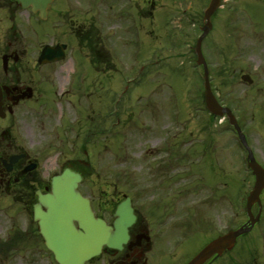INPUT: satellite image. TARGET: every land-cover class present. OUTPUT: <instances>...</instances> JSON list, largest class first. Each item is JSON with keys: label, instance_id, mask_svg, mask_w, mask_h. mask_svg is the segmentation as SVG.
Masks as SVG:
<instances>
[{"label": "rangeland", "instance_id": "rangeland-1", "mask_svg": "<svg viewBox=\"0 0 264 264\" xmlns=\"http://www.w3.org/2000/svg\"><path fill=\"white\" fill-rule=\"evenodd\" d=\"M62 1L57 0L52 12ZM210 1L155 0L150 4L151 66L146 78H141L138 61L117 63L108 79L86 63L84 49L85 58L76 54L72 59L70 54L54 66H37L43 45L70 37L61 18L55 29L58 15L38 22L30 11L17 13L10 0H2L0 39L9 40L6 11L14 21L18 15L22 27L16 47L25 53L21 72L45 92L38 102L16 107L13 118L0 119V140L38 154L43 169L51 173L75 164L73 159L81 155L92 167L84 170V193L116 189L138 206H152L153 215L169 225L177 219L175 212L183 220L195 212L192 224L201 218L212 222L214 234L240 226L248 219L246 199L255 179L232 127L206 109L203 72L196 64L195 46ZM78 2L74 0V7ZM167 19H173L169 26ZM213 22L203 42L213 91L240 117L264 166V0H224ZM71 43L78 53L81 47ZM244 74L252 77V85L242 81ZM262 198L259 223L224 259L228 264H264V192ZM19 202L0 191V244L21 225ZM36 235L35 251L28 238L9 252L3 245L0 264H51ZM197 237L195 233L190 249Z\"/></svg>", "mask_w": 264, "mask_h": 264}, {"label": "flooded vegetation", "instance_id": "flooded-vegetation-1", "mask_svg": "<svg viewBox=\"0 0 264 264\" xmlns=\"http://www.w3.org/2000/svg\"><path fill=\"white\" fill-rule=\"evenodd\" d=\"M10 1L18 11L20 9L18 1ZM77 1H79L77 4L79 7H74V0H63L56 12H52L55 6V4H52L48 15V20L51 15H58L57 22L54 23L53 27L56 29L59 26L61 18L63 32L70 36L67 40L61 42L67 45L66 58L70 54H73L74 57L76 54H80L85 58L82 50L84 49L90 61L85 59L86 63L97 72L105 74L104 77L108 79L112 78L110 71L115 68L117 63H137L140 61L143 67L142 77L145 79L149 64L150 14H152L150 4H154L155 0ZM54 2L56 3L57 0ZM2 3V0H0V6L4 9ZM35 17L37 21L40 20L38 13L35 14ZM10 20L12 21L10 26L12 40L6 43L1 53L2 56L7 55L10 57L8 58V69L0 77V84L9 85L16 89L9 96L4 94L3 105L5 110L12 105L14 97L28 95V88H32V97L23 99L20 103L37 101L44 92L41 86L34 84L32 77H25L21 72V63L25 53H21L16 47V42L20 40V24L16 21L17 17L14 21V16H11ZM170 23L171 21L167 19L166 24L169 26ZM71 40L81 47L78 53L73 52ZM167 41L170 44L171 38H168ZM58 43L59 41L50 44L56 45ZM17 54H19V60L15 59ZM53 65L55 63L47 66ZM15 155L21 157L15 162H11V157ZM74 162L75 164H70L67 167L83 175L84 178L81 184L83 186L85 174L82 168L85 166L88 169L89 166L81 156L76 157ZM61 172H46L39 162L38 154L27 151L23 146L13 144L5 139L0 140V191L8 196H17L21 205L19 210V213L22 214L21 225H17L15 228L16 233L13 238L17 242L25 240V238L34 241L31 243V246L34 244L30 248L31 251L37 249L35 247L37 245H35L37 242L36 229L39 227L35 221V206L39 203V192L42 194L50 193L52 191L53 176ZM113 191L112 193L104 191L103 194H99V190H97V193L94 190L88 192L87 196L91 200L95 215L105 219L109 225L114 227L117 207L125 201L126 195L117 193L116 189ZM81 192L83 193L82 190ZM132 206L135 221L128 227L126 242L121 247L104 246L101 254L92 258L86 264H187L214 237L222 234L218 232V234L212 236V223L205 222L203 218L197 220L196 224H192V221H194L192 219L198 215L194 211V213L185 214L183 216L185 220L182 219V214H176L175 212L177 219H173L172 224L169 225L167 220L153 215L152 206L148 205L147 207L144 204L138 206L134 199H132ZM43 209L46 210L45 207ZM195 233L198 234V237L195 238L193 249H190ZM40 239L45 246L43 238ZM239 239L236 247L239 244ZM1 248H3V245L0 244V250ZM44 250L53 259L51 264H58L55 261L54 254L46 246ZM230 253L226 252L222 257L214 256L205 264H228V261L224 259Z\"/></svg>", "mask_w": 264, "mask_h": 264}, {"label": "water", "instance_id": "water-1", "mask_svg": "<svg viewBox=\"0 0 264 264\" xmlns=\"http://www.w3.org/2000/svg\"><path fill=\"white\" fill-rule=\"evenodd\" d=\"M23 7L33 6L34 10H40L41 16L45 18L47 9L53 0H19ZM222 0H212L205 12V25L203 35L199 38L196 48L198 63L205 66L206 77V101L208 108L218 116L227 114L233 125L240 129L237 121L228 108H223L212 93L206 61L202 54V41L212 29V15L217 11ZM63 45L57 47L46 46L42 51L39 61L52 62L64 58ZM244 80L251 82L250 77L244 76ZM9 92V88L4 87ZM2 88L0 87V115L2 109ZM240 135L247 146L244 136ZM248 147V146H247ZM249 149V147H248ZM250 153V166L256 175L255 186L248 197L247 213L250 218V226L232 231L221 236L206 246L189 264H204L214 254L222 255L225 250H231L237 238L248 232L258 221L260 213L255 218L252 207L258 203L261 207V193L264 189V169L260 166L253 154ZM82 176L70 169L64 171L60 176L54 177L52 193L40 196V204L36 207L35 218L39 221L40 232L46 241L47 247L52 250L60 264H84L89 259L101 253L103 246L121 247L128 238V227L135 217L131 208L130 199L122 203L118 209L115 221V230L100 218H96L90 202L83 197L78 190ZM44 205L47 211H43ZM78 224V227L77 225Z\"/></svg>", "mask_w": 264, "mask_h": 264}]
</instances>
